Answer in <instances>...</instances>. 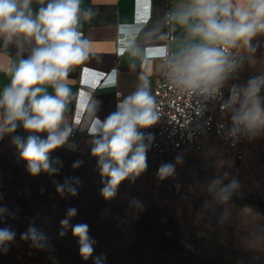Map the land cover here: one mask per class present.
<instances>
[{
	"label": "rangeland",
	"instance_id": "rangeland-1",
	"mask_svg": "<svg viewBox=\"0 0 264 264\" xmlns=\"http://www.w3.org/2000/svg\"><path fill=\"white\" fill-rule=\"evenodd\" d=\"M262 74L243 106L249 113L258 108L260 119L249 126L242 122L243 110L229 115V124L246 130L243 161L216 156L210 147L187 146L163 162L148 155L146 167L130 173L110 197L103 194L111 179L103 166L116 164L107 153L95 158L84 150L56 147L47 153V169L40 165L33 174L22 157L26 143L0 134V217H103L112 226L127 217L130 225L141 224L142 233L178 230L179 264H264ZM168 165L171 173L162 176L161 168ZM12 259L0 256V264H16Z\"/></svg>",
	"mask_w": 264,
	"mask_h": 264
},
{
	"label": "clouds",
	"instance_id": "clouds-1",
	"mask_svg": "<svg viewBox=\"0 0 264 264\" xmlns=\"http://www.w3.org/2000/svg\"><path fill=\"white\" fill-rule=\"evenodd\" d=\"M29 2L23 0L24 9ZM78 11L79 0H53L46 9L40 10L34 21L30 14L26 16L24 11L18 10L17 0H0V33H7L9 39L12 34L23 33L26 37H35L39 46L30 59L20 62L11 86L5 89L0 100V106L6 108L7 123L22 120L25 129L49 132L47 141L38 142L36 137L30 136L26 145H21L22 157L29 161L33 174L40 170V165L47 169V153L62 145L68 136V131L55 134L62 121L65 98L69 95L68 88L58 82L66 79L70 66L88 57L89 43L76 30ZM189 16L198 20L191 29L192 34L199 35L205 43L184 52L173 71L181 83L195 88L201 83L217 81L225 70L226 48L212 45H234L235 41L254 35L257 28L264 29V0H248L247 5L235 8L231 0H193L191 10L179 17L180 23L187 24ZM45 83L53 84L56 96L45 94L38 99L43 89L32 86ZM26 98L33 113L31 118L24 111ZM154 106V99L147 92L137 91L102 123V140L97 142L93 154L107 153L116 164L114 168L108 164L103 166V172L111 177L109 186L104 189L105 197L112 196L115 187L130 173L139 174L146 167L145 149L138 143L142 137L137 128L150 126L157 120ZM259 119L260 111L256 108L246 114L242 122L251 126ZM134 145L138 146L129 159ZM160 171L162 176L168 175L172 167L163 166ZM70 214H74V210ZM74 232L84 238L86 226L77 225ZM13 235L8 230H0V243L11 240ZM81 251L87 254L91 248L85 245Z\"/></svg>",
	"mask_w": 264,
	"mask_h": 264
},
{
	"label": "crops",
	"instance_id": "crops-1",
	"mask_svg": "<svg viewBox=\"0 0 264 264\" xmlns=\"http://www.w3.org/2000/svg\"><path fill=\"white\" fill-rule=\"evenodd\" d=\"M52 2L30 0L28 8L24 9L23 0H17V7L35 21L40 10ZM231 3L235 8L247 5L248 0H231ZM192 6L193 0H79L76 30L89 43L88 57L82 63L70 66L66 79L58 82L68 88L69 95L65 98L62 121L55 133L68 131V136L57 147H62L77 127L84 131L94 121V128H100L111 114L117 112L118 105L137 91H145L153 97L154 88L163 77L164 66L158 58H147L145 47L165 41L169 11L175 35L171 47L176 56H183L191 47L205 43L191 32L198 23L195 17L189 16L187 24L179 21ZM38 47L35 37L15 33L9 39L7 33H0V100L5 89L11 86L20 62L30 59ZM238 52L241 63L236 73L225 71L223 79L229 82L237 76L241 81L239 104L244 106L249 102L250 85L253 86L254 80L264 73V29L257 28L254 35L244 38ZM102 73H105L103 78ZM37 87L43 89L38 93V99L45 94L56 96L51 83L32 86L33 89ZM24 111L31 118L33 113L27 98ZM6 118V108L0 106V134L25 143L30 136L36 137L38 142L47 141L48 131H31L25 129L22 120L9 124Z\"/></svg>",
	"mask_w": 264,
	"mask_h": 264
},
{
	"label": "built area",
	"instance_id": "built-area-1",
	"mask_svg": "<svg viewBox=\"0 0 264 264\" xmlns=\"http://www.w3.org/2000/svg\"><path fill=\"white\" fill-rule=\"evenodd\" d=\"M166 25L165 41L145 47L146 57L158 58L164 66L163 77L156 84L152 97L154 113L158 118L150 126L137 128L142 137L139 144L144 146L145 157L149 155V158L163 162L170 155L190 146L202 151L210 147V152L216 156L243 161L246 130L237 122L229 124V115L239 109L246 114L250 110L239 104L241 81L236 76L227 82L223 79V73H236L241 63L238 51L244 38L235 41L234 45H212L218 49L226 48L225 70L217 81L191 88L181 83L178 74L173 71L183 56H176L172 51L175 35L171 11L167 14ZM104 76L105 73H102L101 78ZM117 96L120 97L121 93L118 92ZM102 136V126L94 128L93 121L84 131L79 127L74 129L63 146L69 150H84L91 157L101 158L106 153L94 155L93 149ZM203 140L207 143L203 144Z\"/></svg>",
	"mask_w": 264,
	"mask_h": 264
},
{
	"label": "trees",
	"instance_id": "trees-1",
	"mask_svg": "<svg viewBox=\"0 0 264 264\" xmlns=\"http://www.w3.org/2000/svg\"><path fill=\"white\" fill-rule=\"evenodd\" d=\"M77 225L86 226L84 238L74 232ZM0 230L14 234L0 243V256L16 264H179L182 256L178 230L142 233L127 217L117 226L103 217H0ZM85 245L90 253L81 251Z\"/></svg>",
	"mask_w": 264,
	"mask_h": 264
}]
</instances>
